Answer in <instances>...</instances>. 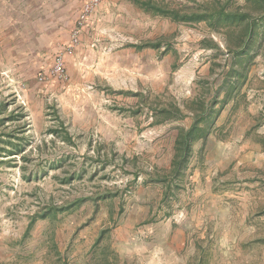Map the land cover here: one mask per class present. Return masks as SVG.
I'll list each match as a JSON object with an SVG mask.
<instances>
[{"label":"rangeland","instance_id":"rangeland-1","mask_svg":"<svg viewBox=\"0 0 264 264\" xmlns=\"http://www.w3.org/2000/svg\"><path fill=\"white\" fill-rule=\"evenodd\" d=\"M121 1L132 8L119 11L117 35L103 32L89 88L74 92L73 102L64 105L60 83L37 97L12 75H0V104H6L0 109V262L21 255L22 264H52L44 260L48 221L38 220L20 243L29 217L45 205L116 193L101 200L96 214L87 200L57 216L55 241L67 264H89L98 232L112 225L110 213L116 225L102 245L126 264H264V62L258 59L251 70L246 99L222 112L203 166L162 203V187L144 181L169 168L176 128L190 121L152 126L143 99L132 94L148 102L193 97L212 55L200 42L219 40L204 24L178 25ZM153 1L186 9L208 0ZM151 42L161 49L133 48ZM12 111L13 121L7 120ZM21 113L24 120L16 121ZM16 145L20 153L6 157L3 151ZM197 242L203 259L196 257Z\"/></svg>","mask_w":264,"mask_h":264},{"label":"trees","instance_id":"trees-1","mask_svg":"<svg viewBox=\"0 0 264 264\" xmlns=\"http://www.w3.org/2000/svg\"><path fill=\"white\" fill-rule=\"evenodd\" d=\"M133 4L144 13L160 16L178 25L204 24L219 40L218 43L213 39L204 38L200 42V47L211 51L212 55L209 61V74L207 77L197 78L195 83L197 90L193 97L180 102L162 101L160 98L150 99L148 102L144 95L132 94L138 99H143L152 126L190 121L188 126L176 128L169 168L149 173L144 181L145 185L162 187L161 202L165 203L174 196L175 191L182 188L194 168L203 166L208 139L219 130L217 121L224 109L231 105L230 110H234L246 99L244 89L251 81V70L258 59L264 62V0H208L186 9L171 8L153 0H133ZM133 48L157 51L161 49V43L151 42ZM164 48L163 56L167 52V48ZM5 107L6 104H0V109ZM142 108L143 105L139 102L136 109ZM13 116L12 111L6 119L13 121ZM15 118L16 121L24 120L25 115L21 113ZM59 128L64 132L63 140L70 139L61 121ZM196 145H199L198 149H195ZM20 148L16 145L3 152L7 154L6 157H12L20 153ZM193 161L194 165H191ZM121 163H126L125 157H122ZM116 196V193H96L89 197H75L63 205H45L29 217L20 243L30 237L31 230L38 220L48 221V229L44 232L48 251L44 260L52 264H67L55 241L54 223L57 216L79 208L87 200H90L92 212L96 214L101 200ZM122 211V207H118L116 215L119 216ZM109 221L112 225L100 229L90 248L89 264H126L121 261L111 245H102L110 238L111 231L116 225L112 213L109 214ZM195 249L196 257L203 259L204 249L200 242L195 244ZM24 259L27 258L15 255L11 261L0 264H22Z\"/></svg>","mask_w":264,"mask_h":264},{"label":"crops","instance_id":"crops-1","mask_svg":"<svg viewBox=\"0 0 264 264\" xmlns=\"http://www.w3.org/2000/svg\"><path fill=\"white\" fill-rule=\"evenodd\" d=\"M85 1L0 0V75H12L37 97L44 88H51V84L41 83L37 77L47 74L55 55L62 53L70 43V33ZM120 1L103 0L93 12L90 26L80 34L79 45L73 54L64 55L69 82L57 91L62 92L64 105L78 97H72L74 92L80 95V91L89 88L85 86L91 79L88 70L91 71L96 59L102 56L100 40L103 32L109 29L113 34L114 30L117 35L119 11L132 8ZM108 10L112 13L108 14Z\"/></svg>","mask_w":264,"mask_h":264},{"label":"built area","instance_id":"built-area-1","mask_svg":"<svg viewBox=\"0 0 264 264\" xmlns=\"http://www.w3.org/2000/svg\"><path fill=\"white\" fill-rule=\"evenodd\" d=\"M103 0H86L82 11L76 21V25L70 33V43L65 46L62 53L54 57L53 65L47 74H39L37 80L41 83H60L66 85L69 82V75L65 69L64 55H72L76 46L79 45V37L83 31L90 26L93 12L100 6Z\"/></svg>","mask_w":264,"mask_h":264}]
</instances>
